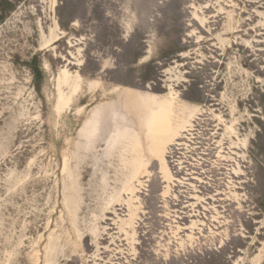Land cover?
<instances>
[{
	"label": "rangeland",
	"instance_id": "obj_1",
	"mask_svg": "<svg viewBox=\"0 0 264 264\" xmlns=\"http://www.w3.org/2000/svg\"><path fill=\"white\" fill-rule=\"evenodd\" d=\"M0 264H264V0H0Z\"/></svg>",
	"mask_w": 264,
	"mask_h": 264
},
{
	"label": "bare ground",
	"instance_id": "obj_2",
	"mask_svg": "<svg viewBox=\"0 0 264 264\" xmlns=\"http://www.w3.org/2000/svg\"><path fill=\"white\" fill-rule=\"evenodd\" d=\"M165 109L161 107L158 112L155 114L152 122L149 124L150 130L152 133H155L156 129L160 127V124L165 118ZM158 155V154H157Z\"/></svg>",
	"mask_w": 264,
	"mask_h": 264
},
{
	"label": "trees",
	"instance_id": "obj_3",
	"mask_svg": "<svg viewBox=\"0 0 264 264\" xmlns=\"http://www.w3.org/2000/svg\"><path fill=\"white\" fill-rule=\"evenodd\" d=\"M35 74H38V71H35ZM38 88V87H37Z\"/></svg>",
	"mask_w": 264,
	"mask_h": 264
}]
</instances>
